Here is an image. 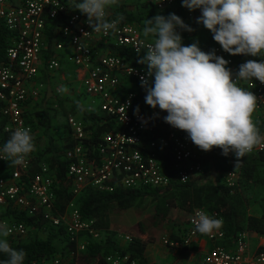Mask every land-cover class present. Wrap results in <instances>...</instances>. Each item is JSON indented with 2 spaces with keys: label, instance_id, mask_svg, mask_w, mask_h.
I'll return each mask as SVG.
<instances>
[{
  "label": "built area",
  "instance_id": "built-area-1",
  "mask_svg": "<svg viewBox=\"0 0 264 264\" xmlns=\"http://www.w3.org/2000/svg\"><path fill=\"white\" fill-rule=\"evenodd\" d=\"M157 11L182 7L188 21H196L200 10L190 11L182 6V0H150ZM126 0L108 9V19L117 16V7ZM88 17L74 10V0H0V23L9 33L4 58L0 60V149L17 128L34 130L27 123L25 110L45 89L46 83L66 75V65H72L83 91L92 98L91 110L99 109L117 124V130L104 133L96 155L83 143L65 151L71 159L67 175L72 180V191L79 195L92 186L100 190H112L119 184L125 188H161L172 180L183 183L204 174L201 161L206 151L201 150L183 130L164 121V133L154 136L158 118L166 116L159 108L140 110L136 91H128L124 81L142 84L147 77V65L139 61L146 55L147 46L154 39L146 38L139 26L125 19L116 32L97 33L87 23ZM52 41V47H51ZM126 48L129 55H122L115 48ZM216 54L230 61L228 67L234 72L247 60L260 61L264 57L231 55L219 44ZM131 56V57H130ZM137 63H132L131 59ZM65 73V75L63 74ZM46 80V81H45ZM239 86L252 91L257 97V107L252 114L256 118L264 115V83L258 80L240 81ZM61 93V87L57 88ZM137 108L139 111L137 112ZM69 125L76 139L89 138L83 123L69 117ZM264 135V132L262 133ZM264 151V146L255 147L248 154ZM0 162H8L7 155L0 151ZM234 168L227 170L226 182L235 186L240 170L236 159ZM33 161L31 153L21 165H14L9 176L0 177V211L15 209L30 214L42 210L44 218L55 226L64 223L72 241H77L84 250L86 234L98 239L101 231L94 221L83 220L75 201L64 215L58 214L55 205L56 172L47 164L31 175ZM113 182V184H111ZM188 233L182 241H171L166 237L163 244L170 249H182L200 241V235L191 220ZM205 211V210H203ZM208 215L222 219L216 213ZM223 221V219H222ZM0 223L7 225L9 235L20 240L27 235V226L13 217L0 215ZM211 247L199 261L176 264H264V234L251 235L244 231L238 234L234 250H229L223 241L222 229L205 235ZM124 240L131 241L130 236ZM70 257L57 255L43 261L24 264H75ZM107 264H136L129 255L111 254Z\"/></svg>",
  "mask_w": 264,
  "mask_h": 264
},
{
  "label": "trees",
  "instance_id": "trees-1",
  "mask_svg": "<svg viewBox=\"0 0 264 264\" xmlns=\"http://www.w3.org/2000/svg\"><path fill=\"white\" fill-rule=\"evenodd\" d=\"M128 6L129 4L118 6L117 13L127 22L142 26H146L147 20L158 14L179 15L194 29L192 34L182 32L186 45L196 40L195 31L202 26L197 20L187 21L182 7L157 11L148 1L143 2V7L135 11L130 10ZM9 36L7 29L0 23V60L4 58ZM217 44L210 32L199 45L202 50L208 52L214 50ZM115 51L122 55L130 53L126 48H115ZM131 61L137 63L133 58ZM124 84L128 91L138 93L140 110H148L150 106L145 103V87L131 81H124ZM46 100L47 98L43 97L39 104L31 101L25 110L27 123L32 125L34 132L39 126L42 127L43 134L48 140L47 147L31 152L33 161L31 175L40 171V165H49L56 172L58 180L54 188L58 214L64 215L70 203L75 201L81 218L94 221V227L103 233V237L94 239L82 234L80 239L86 241V247L81 250L78 242L71 240L66 225L64 223L53 225L44 218L42 210L35 214L11 208L0 211V215L13 217L27 226L25 238L20 240L6 238L11 247L24 250L26 253L24 262L43 261L57 255L70 257L73 254L72 261L75 264H107L108 255L123 254L129 255L131 261H136V264H150L146 257L148 245L163 243L166 238V227L170 224L174 226V230L169 240L182 241L188 233V224L196 209H203L209 214L216 213L223 219L221 227L225 234L223 245L229 250L235 249L237 236L241 232L247 231L251 235L264 234V151L246 154L238 161L234 153L226 156L221 148L215 147L202 156L204 174L186 183L172 180L166 187L133 189L125 188L117 181V186L112 190H100L89 186L76 195L72 191V180L67 175L71 159L65 156V151L83 143L93 155H96L102 135L117 130V124L99 109L91 110L89 106L77 101L72 113L81 114L79 120L90 133L89 138L76 139L69 125L70 135L63 145L58 146L50 132L51 115L48 109L50 105L45 107ZM58 102L60 106L64 105L63 101ZM255 124L262 134L264 115L256 118ZM155 127L157 131L153 133V137L164 133L166 129L164 116L157 119ZM234 159L237 160L241 173L236 185L230 186L226 182V172L234 168L232 163ZM12 169L13 164L10 161L0 162V177L9 176ZM210 172L214 173L213 178L208 176ZM254 205H257L255 209L259 210L258 212L255 210L252 212L251 208ZM137 208L149 212V215L137 220L135 217ZM127 210L130 219L123 215ZM135 225L137 229L134 228ZM122 234L130 236L132 240H122ZM7 259L6 254L0 253V264Z\"/></svg>",
  "mask_w": 264,
  "mask_h": 264
},
{
  "label": "clouds",
  "instance_id": "clouds-1",
  "mask_svg": "<svg viewBox=\"0 0 264 264\" xmlns=\"http://www.w3.org/2000/svg\"><path fill=\"white\" fill-rule=\"evenodd\" d=\"M116 3L74 0V10L88 17L94 32L108 34L116 32L124 19L122 15L111 21L107 18L108 9ZM182 6L200 10L197 22L212 32L225 52L264 57V0H182ZM183 31L194 29L175 13L147 20L143 35L155 39L139 61L147 65V77H154L142 78L145 103L165 111L164 121L185 131L201 150L219 147L224 155L234 153L239 161L255 147L264 146V135L252 119L258 97L239 86L240 81L264 83V59L247 60L234 72L228 67L230 61L215 50H202L198 40L186 45ZM34 148L30 129L17 128L0 151L12 164L21 165ZM191 222L205 235L223 224L203 210H197ZM9 231L0 223V253L8 257L2 264H24L26 253L10 246Z\"/></svg>",
  "mask_w": 264,
  "mask_h": 264
},
{
  "label": "rangeland",
  "instance_id": "rangeland-1",
  "mask_svg": "<svg viewBox=\"0 0 264 264\" xmlns=\"http://www.w3.org/2000/svg\"><path fill=\"white\" fill-rule=\"evenodd\" d=\"M138 3H134V1H130L127 4H129L132 8L139 9L143 2L147 3V0H138ZM144 28V27H143ZM210 30L206 29L203 25L199 27L195 33H196V40L199 41V44L202 43L210 34ZM194 33L191 32L190 34ZM155 38V37H153ZM65 73H63L65 76L58 77L55 81H50L46 83L45 89L40 93L38 98H36L33 102L34 103H40L43 101V97H46L47 100L45 101V107L50 105L49 112L51 115V128L50 132L52 136L54 137V140L58 146H61L65 143V140L68 138V136L71 133V129L69 127L68 119L69 117H74L76 119H81V114H73L72 108L74 107L75 102L81 101L84 103V105L91 107V101L92 98L87 96L82 89L81 83L78 80V77L75 73L74 68L72 65H66L65 67ZM61 87L62 92L58 93L57 88ZM58 101H63L64 105L60 106ZM91 109V108H90ZM67 112V114L65 113ZM35 134V148L34 151L42 150L48 145V140L43 134V128L38 127L36 128ZM210 177H214V173L210 172L208 175ZM257 205H254L251 210L254 212H258L259 210H256L255 208ZM141 208H137L135 212V217L137 220L145 218L149 215V212H143ZM123 214V213H122ZM128 219H130V213L129 211H124V214ZM123 226V225H122ZM121 226V227H122ZM173 225H167L166 227V237L169 235L170 229H172ZM120 227V228H121ZM134 228L137 229V225L134 226ZM131 235V234H129ZM122 240H124L125 234H122ZM103 237V233L100 234L98 239H101ZM151 244H157L159 249H153L150 250L151 258L152 260H156L157 256H160L161 250L165 251L166 258L170 260L172 258V254L169 252V247L164 245L163 243H151ZM153 247V246H152ZM168 247V248H167ZM161 257V256H160ZM174 264L177 263V261L173 262ZM159 264V263H157Z\"/></svg>",
  "mask_w": 264,
  "mask_h": 264
},
{
  "label": "crops",
  "instance_id": "crops-1",
  "mask_svg": "<svg viewBox=\"0 0 264 264\" xmlns=\"http://www.w3.org/2000/svg\"><path fill=\"white\" fill-rule=\"evenodd\" d=\"M130 1L131 0H126L125 4H127ZM132 1H134V3H138L137 2L138 0H132ZM147 1L150 4H152L150 0H147ZM128 7L132 11L138 10L137 8H132L130 5ZM142 7L143 6L141 5V7L139 9H141ZM173 9H176V8H173ZM190 22H194V21H190ZM133 24H135L136 26H139V28L141 29V31L143 33V29H144L143 27H145V26H142V25L136 24V23H133ZM149 38L153 39V37H148V39ZM173 227L174 226H172V229H170L169 235H167L168 238L171 235V232L174 230ZM154 247H155V249H159L157 244H149L147 247V251H146V257H147L150 264H157V263H159V264H174L173 262H175V261H177V262H179V261H181V262H191V261L197 262V261H199L201 258H203L205 256L208 249L211 247V243L206 238V236L204 234V236L200 235V241L199 242L193 243L189 247H185V248L178 249V250L170 249L167 247L170 251L169 253L172 254V258L170 260L168 259V257L166 258L165 251H162V249H160L161 250V254H160L161 257L157 256L156 260H152L150 250L153 249Z\"/></svg>",
  "mask_w": 264,
  "mask_h": 264
}]
</instances>
